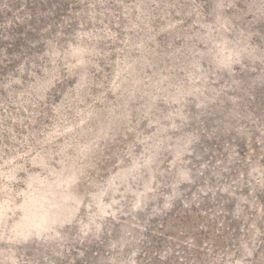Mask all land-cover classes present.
Instances as JSON below:
<instances>
[{"label": "rangeland", "instance_id": "1", "mask_svg": "<svg viewBox=\"0 0 264 264\" xmlns=\"http://www.w3.org/2000/svg\"><path fill=\"white\" fill-rule=\"evenodd\" d=\"M0 264H264V0H0Z\"/></svg>", "mask_w": 264, "mask_h": 264}]
</instances>
